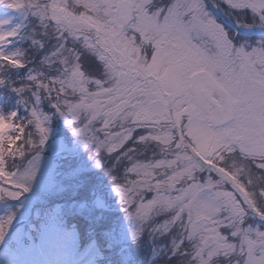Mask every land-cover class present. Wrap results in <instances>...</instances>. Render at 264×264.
Masks as SVG:
<instances>
[{
    "label": "snow or ice",
    "instance_id": "snow-or-ice-1",
    "mask_svg": "<svg viewBox=\"0 0 264 264\" xmlns=\"http://www.w3.org/2000/svg\"><path fill=\"white\" fill-rule=\"evenodd\" d=\"M224 3L251 10L264 26V0ZM0 7L9 13L0 14V86L8 85L6 69L27 64L22 52L6 51L20 35L13 13L30 12L79 40L103 66L100 76H89L77 56L65 60L63 77L31 75L32 83L12 87L20 94L38 87L55 100L95 169L110 178L106 185L90 166H79L73 215L95 234L111 217L115 192L129 220L147 224L167 214L155 227L179 228L180 244L193 242V264H219V257L264 264V229L246 226L250 215L264 220V40L234 44L206 0H0ZM34 94L23 120L0 110V264H28L42 235L57 243L68 235L56 232L50 216L9 235L50 134ZM138 144L159 152L144 156ZM28 153L27 166H18ZM100 235L114 251L121 243L116 221ZM92 255L72 264H91Z\"/></svg>",
    "mask_w": 264,
    "mask_h": 264
},
{
    "label": "trees",
    "instance_id": "trees-1",
    "mask_svg": "<svg viewBox=\"0 0 264 264\" xmlns=\"http://www.w3.org/2000/svg\"><path fill=\"white\" fill-rule=\"evenodd\" d=\"M246 35L248 36L245 38L264 37L262 34L248 33ZM58 36L54 26L45 27L44 21L38 16L31 15L27 26L21 32L19 41L12 45L13 50H11L22 52L27 64L23 69H6L3 75L8 80V85L0 86V97L3 99L0 110L5 113L13 110L18 111V120H23L29 115L28 109L37 102L34 93L39 94L41 99L38 102V107L49 116L50 134L47 143H54L63 139L67 141V146L70 149V152L66 150L55 157H51L48 149L44 146L40 155V172L37 182L33 185L32 191L29 192V194L35 195L34 197L25 196L22 198V200L27 198L29 202L24 210L27 211V214L22 219L21 216L17 217L16 229H32L42 218L47 219L50 216L55 223L56 232L68 234L64 236L66 238L64 242L68 244V238H74H72L75 243L74 248H72V262L80 255L91 252L93 253L91 264H189V256L185 253L186 248L171 252L169 245L165 242H159V239L152 236L153 234L148 230H142L140 231L141 234L136 236L135 234L139 231L131 228V222H129L128 226L130 227L127 229L130 232H124L123 225L120 223L125 214L117 196L111 199L112 213L108 223L98 227L95 234L90 230L87 221L69 211L71 200L74 199L71 185L77 178L76 170L79 166H90L93 177L100 176L106 185L111 184L110 178L101 173L99 169H95L83 142L75 140L69 128L64 125L59 113L52 107L55 100L50 102L47 93L42 92L38 87L28 88L23 94L12 90L13 85L21 86L32 83L28 80L31 75L43 78L63 77L65 65L60 54H55L63 44H59ZM72 45L73 50L79 55V63L85 72L89 76H100L103 72V66L96 56L84 49L79 43L72 41L67 44V48H71ZM28 131H32L31 125H29ZM135 141L136 136L134 135L127 146L131 147L136 143ZM136 151L141 152L138 145ZM31 157L32 153H28L23 161L18 159L16 164L20 167H26ZM118 168L122 171L123 165H119ZM125 219L127 222L126 217ZM112 221L117 222L118 231L121 233V243L115 251L108 247L100 235ZM81 248H83V252L80 251ZM41 249L42 247L38 245L34 251L29 253L31 259L41 258L40 260H44L47 264H53L47 257L48 255H44ZM69 258L68 256L67 260Z\"/></svg>",
    "mask_w": 264,
    "mask_h": 264
},
{
    "label": "rangeland",
    "instance_id": "rangeland-1",
    "mask_svg": "<svg viewBox=\"0 0 264 264\" xmlns=\"http://www.w3.org/2000/svg\"><path fill=\"white\" fill-rule=\"evenodd\" d=\"M163 3H168L169 0H162ZM206 6L208 11L214 16L217 21L223 25V27L226 29V31L229 33V35L232 37L234 44L237 46L241 44H247V45H254L256 42L264 40V37H258V38H245V36H248L246 34H262L264 35V26H261L258 23V18L254 15V13L251 10H244L243 12L232 10L229 8V6L224 3V0H206ZM33 15L32 13H13L14 16V22L15 25H18L20 28V35L17 37L13 38L11 43L6 47L7 52H13V44L19 41L21 37V32L24 30V28L27 26V22L29 17ZM251 25V26H249ZM57 34L59 35V44L63 43L55 52L56 55H59L62 57V62L65 65V60L69 62H73L77 56H79L76 52L75 55H73V45L71 48H67V44L72 41L74 43H79L84 49L85 46L79 41L76 40L75 38L71 37L67 33H65L63 36H61L58 32ZM244 34V35H243ZM88 50V49H87ZM90 52V51H89ZM3 104V99L0 97V107ZM61 117V116H60ZM64 125L67 126L72 134V136L75 138L77 141L83 142V140L80 137H77L73 134L72 130L70 127L66 124L65 120L63 117H61ZM141 130L139 134H142ZM130 142V140H129ZM136 142V141H135ZM67 141L63 140H57L56 142H51V143H46L45 148L48 149V152L51 157H55L59 155L60 153H63L66 151V149H69L67 146ZM63 146V147H61ZM140 148V153L143 154L144 156H150L152 153L159 152V149L154 145V144H138ZM35 194H25V196L29 197H34ZM117 196L115 192L112 193V197ZM37 197V196H36ZM118 197V196H117ZM119 198V197H118ZM28 200L23 199V207H19V212L18 215L16 216V219L13 222L12 227L9 230V235H11L17 227V217L21 216L22 218H25L27 211H24L27 208ZM4 212L0 211V215H3ZM167 214H163L159 217L156 218L155 222H148L145 224L144 222L137 221L135 219L129 220L126 216L123 215V219L120 224L123 225L124 232L127 231L128 233V224L129 222L132 223V229L133 230H138L139 232L142 230H148L151 232L153 235L159 239V242L166 243L169 245V250L171 252H177L176 250H184L186 248L185 253L187 254V251H189L194 245L192 241L184 239L183 244H180V240L183 239V236L181 234V230L177 227H173L170 229L168 232H164L162 228H157L155 227L156 223L162 222L166 219ZM127 218V222L126 219ZM246 226L249 227H260L264 229V220H261L258 216L255 215H250L246 221ZM59 232V231H58ZM62 233V232H61ZM154 237V238H155ZM73 238V237H72ZM72 238H68L69 243L67 244L64 242L66 238L63 236V240L60 239V241L57 242H51L48 238L45 236H42L41 238V244L40 246L42 247L41 251L44 255H48L47 257L50 258V260L53 262V264H72V248H74V242ZM73 243V244H71ZM179 246V247H178ZM173 248V249H171ZM177 248V249H176ZM70 253L68 254V252ZM188 255V254H187ZM68 256L70 257L68 260ZM189 256V264L192 261V257ZM31 254H28L27 260L28 264H47L44 260H40L39 258L31 259ZM219 264H227L226 259L224 257H219L218 258Z\"/></svg>",
    "mask_w": 264,
    "mask_h": 264
},
{
    "label": "bare ground",
    "instance_id": "bare-ground-1",
    "mask_svg": "<svg viewBox=\"0 0 264 264\" xmlns=\"http://www.w3.org/2000/svg\"><path fill=\"white\" fill-rule=\"evenodd\" d=\"M0 14H9V13L3 7H0ZM13 19H14V16H13Z\"/></svg>",
    "mask_w": 264,
    "mask_h": 264
}]
</instances>
